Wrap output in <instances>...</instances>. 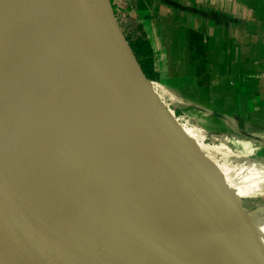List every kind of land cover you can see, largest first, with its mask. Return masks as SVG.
<instances>
[{
  "label": "bare ground",
  "instance_id": "obj_1",
  "mask_svg": "<svg viewBox=\"0 0 264 264\" xmlns=\"http://www.w3.org/2000/svg\"><path fill=\"white\" fill-rule=\"evenodd\" d=\"M14 1L25 10L24 0ZM32 2L33 11L42 8L43 0ZM15 20L0 14V35L13 43L19 59L35 66L38 76L30 74L23 63L19 70L16 63L9 62L6 68L0 67V89L32 169L45 184L43 173L52 167L68 200L86 221L84 264H155L136 214L127 128L100 83L102 79L99 81L94 54L77 16H69L64 26L69 37L67 54L72 52L75 60L67 76L63 74L70 80L67 83L58 70L66 50L50 45L47 30L32 32L27 41L23 33L19 41L26 20L29 24L33 18L20 17L21 27ZM27 134L35 148L27 142ZM0 189L27 237L32 264H58L68 236L60 222L20 195L1 167ZM34 219L46 230H40Z\"/></svg>",
  "mask_w": 264,
  "mask_h": 264
},
{
  "label": "water",
  "instance_id": "obj_2",
  "mask_svg": "<svg viewBox=\"0 0 264 264\" xmlns=\"http://www.w3.org/2000/svg\"><path fill=\"white\" fill-rule=\"evenodd\" d=\"M0 14L16 18L21 27L20 17L27 20L19 41L41 30L50 34L49 43L66 50L61 54L59 76L67 83L68 68L75 65L72 52L67 44L69 37L64 26L65 20L76 15L83 36L93 52L99 70L100 83L107 88L128 131L137 138V147L127 152L132 179L133 198L136 214L146 240L153 252L155 264H191L177 226L173 206L164 190L162 171L146 107L138 90V81H149L142 76L132 55L130 46L122 48L116 16L109 0H43L42 8L34 10L32 0H24L25 10L14 0H0ZM34 1V0H33ZM22 8V10H21ZM36 8V9H37ZM31 9V10H30ZM35 9V10H36ZM45 18V21L42 18ZM13 20V19H12ZM23 26V24H22ZM38 28V29H37ZM35 34V33H34ZM47 38V37H46ZM48 40V38H47ZM23 41V40H22ZM48 43V44H49ZM44 45H48L43 43ZM64 55V56H63ZM20 63L33 75L38 70L30 62L17 57L13 43L6 35H0V67L8 63ZM66 76H64V75ZM32 106V104H31ZM31 111V107H30ZM27 142L35 148L33 138L27 134ZM35 150V149H34ZM0 167L4 170L16 190L26 200L36 204L53 215L68 233L62 245L58 264H84L88 241L87 224L80 212L68 200L60 179L52 167L43 173L45 184L38 178L28 161L19 141L16 125L10 114L2 89H0ZM154 184L172 223V231L158 219L153 205L150 187ZM264 215V206L238 220L222 243L214 264H240L242 257L254 251H264V242L256 230L254 217ZM179 232V234H178ZM177 239L176 244L174 240ZM264 260L255 261L254 264ZM0 264H32V252L24 231L12 215L7 199L0 189Z\"/></svg>",
  "mask_w": 264,
  "mask_h": 264
},
{
  "label": "rangeland",
  "instance_id": "obj_3",
  "mask_svg": "<svg viewBox=\"0 0 264 264\" xmlns=\"http://www.w3.org/2000/svg\"><path fill=\"white\" fill-rule=\"evenodd\" d=\"M115 16L123 49L136 40L150 45L157 78L138 81V90L154 134L163 187L173 206L182 245L191 264H214L238 220L264 206V125H249L240 118L220 114L211 86L202 92L186 77H168L170 68L159 61L142 22L128 12L117 11ZM175 81L180 82L173 84ZM126 133L128 150L135 149L137 138L128 129ZM150 193L158 219L172 231L154 184ZM33 221L40 230H46L36 219ZM254 222L264 236V215L259 214ZM254 250L251 247L240 264L264 260V251ZM153 259L155 263L154 255Z\"/></svg>",
  "mask_w": 264,
  "mask_h": 264
},
{
  "label": "crops",
  "instance_id": "obj_4",
  "mask_svg": "<svg viewBox=\"0 0 264 264\" xmlns=\"http://www.w3.org/2000/svg\"><path fill=\"white\" fill-rule=\"evenodd\" d=\"M109 1L142 22L168 77L211 86L220 114L264 125V0Z\"/></svg>",
  "mask_w": 264,
  "mask_h": 264
},
{
  "label": "trees",
  "instance_id": "obj_5",
  "mask_svg": "<svg viewBox=\"0 0 264 264\" xmlns=\"http://www.w3.org/2000/svg\"><path fill=\"white\" fill-rule=\"evenodd\" d=\"M130 46H131L130 49L132 55L135 57L136 65L139 67V71L141 72L142 76L149 81L155 80L157 78V73L155 70L154 60L152 58V53L150 51L149 43L141 40L140 41L136 40V41H130ZM202 71L203 70L200 69L196 71L199 77H201L202 74L204 73ZM196 86L202 92L209 91V86H204L203 84H197ZM235 103H237V101Z\"/></svg>",
  "mask_w": 264,
  "mask_h": 264
}]
</instances>
